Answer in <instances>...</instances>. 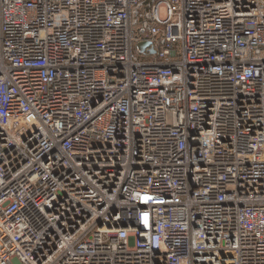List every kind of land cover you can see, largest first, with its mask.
Segmentation results:
<instances>
[{
  "label": "built area",
  "instance_id": "obj_1",
  "mask_svg": "<svg viewBox=\"0 0 264 264\" xmlns=\"http://www.w3.org/2000/svg\"><path fill=\"white\" fill-rule=\"evenodd\" d=\"M0 264H264V0H0Z\"/></svg>",
  "mask_w": 264,
  "mask_h": 264
},
{
  "label": "water",
  "instance_id": "obj_2",
  "mask_svg": "<svg viewBox=\"0 0 264 264\" xmlns=\"http://www.w3.org/2000/svg\"><path fill=\"white\" fill-rule=\"evenodd\" d=\"M147 44L146 43H141V44H138L137 45V49L142 52L143 51V48L146 46Z\"/></svg>",
  "mask_w": 264,
  "mask_h": 264
},
{
  "label": "rangeland",
  "instance_id": "obj_3",
  "mask_svg": "<svg viewBox=\"0 0 264 264\" xmlns=\"http://www.w3.org/2000/svg\"><path fill=\"white\" fill-rule=\"evenodd\" d=\"M162 14V13H161Z\"/></svg>",
  "mask_w": 264,
  "mask_h": 264
}]
</instances>
